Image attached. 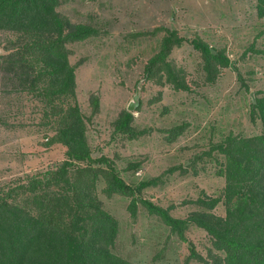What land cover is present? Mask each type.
<instances>
[{"label":"rangeland","instance_id":"374dc122","mask_svg":"<svg viewBox=\"0 0 264 264\" xmlns=\"http://www.w3.org/2000/svg\"><path fill=\"white\" fill-rule=\"evenodd\" d=\"M58 10L74 23L100 29L99 35L68 45L76 66L77 97L86 117L92 111L91 95L100 98V112L87 125L93 155L113 158L128 182L162 176L142 196L171 206L175 216L187 217L198 209L193 200L199 197L219 195L225 178L217 174V161L208 155L196 158L230 133L247 136L261 131L260 121L254 122L250 115L255 93L264 90V15L258 13L257 0H62ZM156 27L161 30L147 33ZM167 28L186 38L168 59L186 71L190 91L144 76ZM194 37L226 48L242 78L232 66H219L217 80L206 81L201 54L190 43ZM14 38L12 32L0 30V186L66 158L64 145L48 144L57 119L46 115L48 107L36 93L19 89L15 76L10 78L9 62L2 55ZM137 89L140 103L132 110L133 125L147 128V133L135 140L114 137V121L128 109ZM176 125H183V131L168 141V129ZM215 159L222 162L224 157L218 154ZM129 162L140 166L126 169ZM174 166L179 167L170 173ZM104 186L100 179L99 197L120 222L116 253L138 264H185L191 252L188 242L172 235L141 204L133 218L128 209L131 198L108 197ZM214 211L225 215V205ZM187 236L207 257L212 247L207 232L192 225ZM189 264L204 263L193 258Z\"/></svg>","mask_w":264,"mask_h":264},{"label":"trees","instance_id":"16d2710c","mask_svg":"<svg viewBox=\"0 0 264 264\" xmlns=\"http://www.w3.org/2000/svg\"><path fill=\"white\" fill-rule=\"evenodd\" d=\"M61 2L0 0V30L15 36L6 45L8 53L2 55L9 62L10 78L15 76L19 89L36 93L48 107L46 115L57 119L48 144L66 147V158L53 167L0 186V264H138L114 251L120 222L99 197L100 179L108 197L131 198L128 209L133 218L141 204L172 235L188 242L191 252L185 264L193 258L204 264H264V90L255 93L250 103L251 119L260 121L261 131L247 136L230 133L196 158L208 155L217 161V174L225 178L222 192L193 200L199 208L187 217L175 216L171 206L142 196L162 176L128 182L113 158L93 155L87 125L100 112V98L91 95L92 111L86 117L78 101L76 66L70 61L68 45L97 36L100 29L91 23L72 22L58 10ZM257 7L263 16L264 0H257ZM160 30L156 27L147 33ZM165 30L160 49L145 65L144 76L161 85L169 83L178 91H190L186 71L168 59L186 38L177 29ZM190 43L201 54L206 81L217 80L219 66H232L226 48H216L202 37ZM232 67L242 78L236 66ZM133 119V111L124 109L114 121L113 136L135 140L146 134L148 129L137 128ZM183 128H169L168 141ZM218 154L224 157L222 162L215 159ZM139 166L140 162H129L126 169ZM178 167L168 171L173 173ZM220 204L225 205V215L214 211ZM192 225L211 237L207 257L187 236Z\"/></svg>","mask_w":264,"mask_h":264},{"label":"water","instance_id":"95a60500","mask_svg":"<svg viewBox=\"0 0 264 264\" xmlns=\"http://www.w3.org/2000/svg\"><path fill=\"white\" fill-rule=\"evenodd\" d=\"M139 97H140V92H139V89H137V92H136L133 100L128 105V109L130 111L134 110L139 105V103H140Z\"/></svg>","mask_w":264,"mask_h":264}]
</instances>
